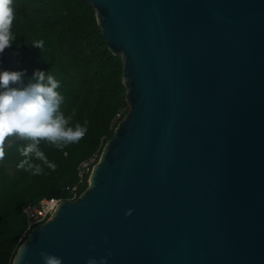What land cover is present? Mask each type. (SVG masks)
Instances as JSON below:
<instances>
[{"label": "water", "instance_id": "95a60500", "mask_svg": "<svg viewBox=\"0 0 264 264\" xmlns=\"http://www.w3.org/2000/svg\"><path fill=\"white\" fill-rule=\"evenodd\" d=\"M84 1L128 109L10 264H264V0Z\"/></svg>", "mask_w": 264, "mask_h": 264}, {"label": "trees", "instance_id": "16d2710c", "mask_svg": "<svg viewBox=\"0 0 264 264\" xmlns=\"http://www.w3.org/2000/svg\"><path fill=\"white\" fill-rule=\"evenodd\" d=\"M15 36L0 57V70L23 71L26 86L35 70L50 72L63 96L60 110L71 124L87 132L62 151L41 142L40 148L56 170L40 175L18 167L25 159L18 149L28 141L10 137L0 161V264H10L27 234L22 209L42 198L67 200L86 187L87 176L105 140L128 107L121 82V60L106 47L91 5L84 0H13ZM43 41V49L33 42ZM15 54V55H14ZM88 162L78 174V165ZM33 163H41L33 159Z\"/></svg>", "mask_w": 264, "mask_h": 264}, {"label": "clouds", "instance_id": "9594fccd", "mask_svg": "<svg viewBox=\"0 0 264 264\" xmlns=\"http://www.w3.org/2000/svg\"><path fill=\"white\" fill-rule=\"evenodd\" d=\"M14 20L13 0H0V57L15 40L12 32ZM33 46L43 49V41H35ZM24 75L23 71L0 70V161L6 155L5 143L10 137L28 141L18 149L25 157L18 167L40 175L45 166L56 170V164L50 162L39 147L41 142L62 151L83 139L87 121L83 126L79 123L72 125V117H66L60 110L64 99L58 91L60 82L50 72L35 70L26 86L23 84ZM33 159L41 163H33ZM132 211L128 209L125 215H131ZM40 255L43 264H62V258L56 255L48 252ZM111 255L109 250L108 256ZM86 264H107V259L89 257Z\"/></svg>", "mask_w": 264, "mask_h": 264}, {"label": "built area", "instance_id": "2783aa9c", "mask_svg": "<svg viewBox=\"0 0 264 264\" xmlns=\"http://www.w3.org/2000/svg\"><path fill=\"white\" fill-rule=\"evenodd\" d=\"M88 162L83 161L78 165V174L86 170ZM78 195L72 191L71 197L67 200H73ZM57 198H42L36 204H27L23 207L22 212L26 217L25 230H29L32 226L44 221L49 214L54 210L58 202Z\"/></svg>", "mask_w": 264, "mask_h": 264}]
</instances>
